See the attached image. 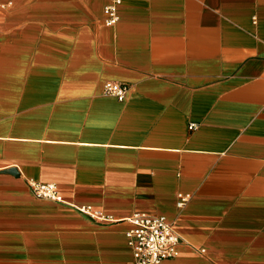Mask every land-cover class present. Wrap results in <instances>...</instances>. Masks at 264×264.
<instances>
[{
	"label": "crops",
	"instance_id": "obj_1",
	"mask_svg": "<svg viewBox=\"0 0 264 264\" xmlns=\"http://www.w3.org/2000/svg\"><path fill=\"white\" fill-rule=\"evenodd\" d=\"M121 1L0 0V264H129L135 214L161 264H264V0Z\"/></svg>",
	"mask_w": 264,
	"mask_h": 264
},
{
	"label": "built area",
	"instance_id": "obj_2",
	"mask_svg": "<svg viewBox=\"0 0 264 264\" xmlns=\"http://www.w3.org/2000/svg\"><path fill=\"white\" fill-rule=\"evenodd\" d=\"M121 0H111L105 8L107 26H116L119 21L118 7ZM130 87L119 82H107L104 93L114 96L120 101L127 97ZM194 126H190L192 130ZM28 186L32 193L39 199L64 203L55 184H43L35 180H29ZM190 196L179 195L178 206L181 208L188 202ZM75 209L89 218L102 222L114 220L101 211L94 210L91 206H80ZM131 229L127 231L128 244L132 250L133 259L129 264H161L165 260L178 255L177 247L181 241V235L174 224L164 216L153 214H135L128 219Z\"/></svg>",
	"mask_w": 264,
	"mask_h": 264
}]
</instances>
